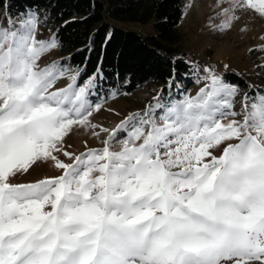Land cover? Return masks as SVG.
I'll return each instance as SVG.
<instances>
[{
  "label": "snow or ice",
  "instance_id": "snow-or-ice-1",
  "mask_svg": "<svg viewBox=\"0 0 264 264\" xmlns=\"http://www.w3.org/2000/svg\"><path fill=\"white\" fill-rule=\"evenodd\" d=\"M217 6L220 31L245 9L264 18V0ZM39 24L31 9L0 22V264H264V91L236 111L241 87L205 69L196 96L154 97L103 129L102 149L74 155L65 136L98 127L88 119L102 106L88 99L97 76L53 91L68 69L40 66L59 42L37 40ZM37 161L63 174L12 182Z\"/></svg>",
  "mask_w": 264,
  "mask_h": 264
},
{
  "label": "trees",
  "instance_id": "trees-1",
  "mask_svg": "<svg viewBox=\"0 0 264 264\" xmlns=\"http://www.w3.org/2000/svg\"><path fill=\"white\" fill-rule=\"evenodd\" d=\"M187 1L0 0V22L28 9L36 11L43 29L59 42L56 52L62 66L79 73L77 83L84 85L97 76L90 93L94 99L130 95L151 84L162 86L164 98H181L188 85L196 84L198 74L187 55L173 47ZM127 25L150 26L152 33L142 35ZM221 77L241 89L249 87L237 73ZM249 89V94L262 91Z\"/></svg>",
  "mask_w": 264,
  "mask_h": 264
},
{
  "label": "rangeland",
  "instance_id": "rangeland-1",
  "mask_svg": "<svg viewBox=\"0 0 264 264\" xmlns=\"http://www.w3.org/2000/svg\"><path fill=\"white\" fill-rule=\"evenodd\" d=\"M217 5L218 0H188L186 3L184 16L177 29V43L173 47L177 48L181 54H186L188 61L200 65L203 72L200 75L197 74L198 76L196 75V84L188 85V91L182 94H189L194 97L210 83L206 79L208 73L205 69H212L217 76H222L228 71L234 72L242 76L249 86L242 88L240 96L236 98L235 110L239 111L240 101L245 93L249 94L250 87L264 91V51L260 50L264 48V18H261L253 10L245 9L238 13L239 20L229 30L220 31L217 29L223 17L218 15L222 9ZM227 6V4L224 5V7ZM39 19L40 24L36 39L49 41L52 37L48 31L43 29L41 18L39 17ZM126 27L134 29L142 35L152 33L150 26L127 25ZM252 50L254 53L251 55ZM54 62L62 66L56 49L42 56L39 64L43 68ZM75 75L73 70L68 69L67 75L59 79L52 90L68 87L71 82L68 77ZM76 84L83 86L79 85L77 81ZM175 96L170 94L167 98L180 99L178 95ZM154 97L165 99L162 96V86L151 84L130 95H111L107 101H99L89 95L88 99L93 105L97 103L102 105L99 111L94 110L88 118L92 125L98 127L93 129L74 126L64 138V150L74 155H80L89 149H102L105 146L104 141L108 139L109 135L103 129L114 130L129 114L145 112L149 105L156 102ZM237 119L242 120L243 117H237ZM95 133H99V135ZM124 138L125 133H117V140ZM113 150L120 151L121 145L114 144ZM220 154L219 150L215 152L217 156ZM57 155L63 162L72 163L62 154L57 153ZM62 174L63 171L57 169L54 162L37 161L28 172L18 174L12 179V182L35 183Z\"/></svg>",
  "mask_w": 264,
  "mask_h": 264
},
{
  "label": "built area",
  "instance_id": "built-area-1",
  "mask_svg": "<svg viewBox=\"0 0 264 264\" xmlns=\"http://www.w3.org/2000/svg\"><path fill=\"white\" fill-rule=\"evenodd\" d=\"M202 67L200 66V65H198V64H196V71H197V73L200 75V73H202L203 72V70L201 69Z\"/></svg>",
  "mask_w": 264,
  "mask_h": 264
}]
</instances>
